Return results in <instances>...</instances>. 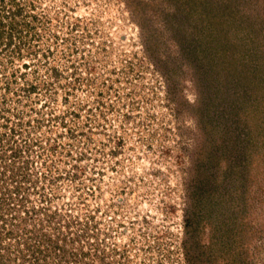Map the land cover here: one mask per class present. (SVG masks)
<instances>
[{
    "label": "rangeland",
    "instance_id": "374dc122",
    "mask_svg": "<svg viewBox=\"0 0 264 264\" xmlns=\"http://www.w3.org/2000/svg\"><path fill=\"white\" fill-rule=\"evenodd\" d=\"M0 264H264V0H0Z\"/></svg>",
    "mask_w": 264,
    "mask_h": 264
}]
</instances>
